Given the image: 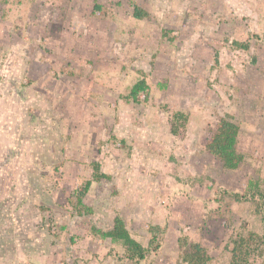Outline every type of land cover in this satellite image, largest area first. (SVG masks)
Listing matches in <instances>:
<instances>
[{
	"label": "rangeland",
	"instance_id": "1",
	"mask_svg": "<svg viewBox=\"0 0 264 264\" xmlns=\"http://www.w3.org/2000/svg\"><path fill=\"white\" fill-rule=\"evenodd\" d=\"M257 191L264 0H0V264H185L179 240L264 264ZM116 215L144 258L102 236Z\"/></svg>",
	"mask_w": 264,
	"mask_h": 264
},
{
	"label": "trees",
	"instance_id": "2",
	"mask_svg": "<svg viewBox=\"0 0 264 264\" xmlns=\"http://www.w3.org/2000/svg\"><path fill=\"white\" fill-rule=\"evenodd\" d=\"M134 17L141 18L144 13L138 7L133 9ZM145 89V82L141 80L134 84L132 91L133 96ZM175 116L185 118L182 112H178ZM239 131L238 124L228 115H220L216 118L214 126L211 129L209 136L205 140V147L209 153L216 156L222 162L223 167L228 169H234L238 166L242 160V155L236 148V139ZM172 132L176 130L172 128ZM104 174H95V179L98 180ZM105 176V175H104ZM89 186V181H86L79 191V203L82 204L81 196L86 192ZM249 193V196L254 200H257L256 207L261 216V222L264 229V192L257 191ZM258 195V199L256 198ZM102 232L103 237L109 238L112 242H120L128 253L130 259H142L146 254V249L134 238H132L127 231L123 219L116 215L113 218L112 226ZM258 236L256 233L249 234V240ZM264 237V233H263ZM244 239L240 238V241ZM179 249L181 250V256L185 264H209L210 256L206 249L197 242L187 243L186 241L179 240ZM237 255L234 251L231 255L230 264H237Z\"/></svg>",
	"mask_w": 264,
	"mask_h": 264
},
{
	"label": "crops",
	"instance_id": "3",
	"mask_svg": "<svg viewBox=\"0 0 264 264\" xmlns=\"http://www.w3.org/2000/svg\"><path fill=\"white\" fill-rule=\"evenodd\" d=\"M109 239V238H108Z\"/></svg>",
	"mask_w": 264,
	"mask_h": 264
}]
</instances>
